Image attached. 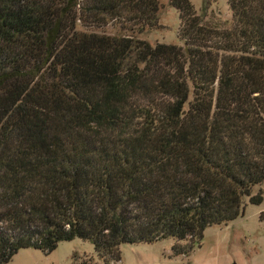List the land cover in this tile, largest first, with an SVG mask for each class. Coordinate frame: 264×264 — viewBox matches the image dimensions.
Instances as JSON below:
<instances>
[{
    "label": "trees",
    "instance_id": "obj_1",
    "mask_svg": "<svg viewBox=\"0 0 264 264\" xmlns=\"http://www.w3.org/2000/svg\"><path fill=\"white\" fill-rule=\"evenodd\" d=\"M226 4L225 27L168 0L177 46L138 38L156 0H0V264L72 239L185 258L262 201L264 0Z\"/></svg>",
    "mask_w": 264,
    "mask_h": 264
},
{
    "label": "rangeland",
    "instance_id": "obj_2",
    "mask_svg": "<svg viewBox=\"0 0 264 264\" xmlns=\"http://www.w3.org/2000/svg\"><path fill=\"white\" fill-rule=\"evenodd\" d=\"M159 6L157 27L138 36L149 44L164 43L181 46L177 39L179 19L168 0H156ZM197 15L204 20L216 19L228 26L230 14L226 0H189ZM114 34L108 26L103 30ZM256 189H253V192ZM243 213L225 226H211L203 231L200 247L188 257L168 258L172 240L164 239L151 244H122L120 259L110 264H264V195L262 201L252 205L243 201ZM91 259L103 264L96 257L88 241L72 239L59 242L49 253L27 248L17 251L6 264H80Z\"/></svg>",
    "mask_w": 264,
    "mask_h": 264
}]
</instances>
